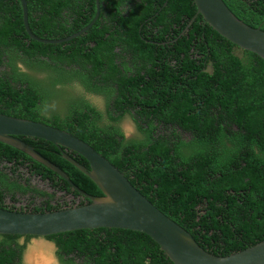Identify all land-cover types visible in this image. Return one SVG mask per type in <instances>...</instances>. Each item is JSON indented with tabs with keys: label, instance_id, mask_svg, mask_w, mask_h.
<instances>
[{
	"label": "trees",
	"instance_id": "1",
	"mask_svg": "<svg viewBox=\"0 0 264 264\" xmlns=\"http://www.w3.org/2000/svg\"><path fill=\"white\" fill-rule=\"evenodd\" d=\"M224 1L238 18L264 29V0ZM27 3L30 28L43 38L69 36L97 14L96 0ZM100 7L84 33L46 43L29 35L21 0H0V112L87 141L212 253L230 254L263 240L264 58L221 35L201 14L190 23L197 12L194 0H100ZM20 64L47 76L39 80ZM75 82L105 95L112 107L106 120L131 114L142 138L127 140L117 124L101 125L103 112L56 87ZM58 97L66 102L64 116H50L46 111ZM20 137L83 191L103 195L56 144ZM67 152L90 168L81 154ZM4 160L0 207L8 208L4 189L29 188L9 174L11 162L29 161L35 172L80 195L56 171L0 141V163ZM21 236L0 234V264H23ZM48 237L65 264H174L151 236L136 230L84 228Z\"/></svg>",
	"mask_w": 264,
	"mask_h": 264
},
{
	"label": "water",
	"instance_id": "2",
	"mask_svg": "<svg viewBox=\"0 0 264 264\" xmlns=\"http://www.w3.org/2000/svg\"><path fill=\"white\" fill-rule=\"evenodd\" d=\"M194 1L197 12L190 23L201 14L221 35L240 48L264 58V29L251 26L238 18L224 0ZM21 2L29 35L46 43H60L81 35L95 23L101 11L100 0H96L97 14L91 23L63 38H43L30 28L27 0ZM20 136L38 137L56 144L67 160L94 180L103 195L96 196L83 191L63 169ZM0 141L15 146L44 163L66 179L80 195L90 200L84 204L43 212L0 207V234L44 237L75 229L124 228L151 236L174 264H264V239L226 255L204 249L187 229L150 201L106 156L69 131L42 121L0 112ZM67 150L85 157L90 168L68 154Z\"/></svg>",
	"mask_w": 264,
	"mask_h": 264
},
{
	"label": "flooded vegetation",
	"instance_id": "3",
	"mask_svg": "<svg viewBox=\"0 0 264 264\" xmlns=\"http://www.w3.org/2000/svg\"><path fill=\"white\" fill-rule=\"evenodd\" d=\"M116 50H119V48H116ZM127 60L132 62V56L128 55ZM117 62L119 64H121V60L120 59H117ZM20 66L22 67V69L24 71H27L25 66H23L22 64H20ZM128 67H131L130 68L131 70L137 69L136 66L133 65L132 63H129ZM122 69L125 70V68L123 66H122ZM130 69H129V72H131ZM46 76H47V74H46ZM61 85L62 84H57L56 87L58 89H61L63 87V85L62 86ZM82 87L86 91L92 92V91H89L84 86H82ZM93 93H95V92H93ZM97 94H100L106 100V97H105L104 94H102V93H97ZM80 97H84V95H77V96L75 95V97H73V98L77 99V98H80ZM84 98L86 100H88L86 97H84ZM92 105L96 109H98L94 104H92ZM111 110H112V107L108 106V103H107V100H106L105 109L104 110H99L100 112H103L105 114L103 116V118L101 117V118L98 119L101 125H107V124H111V123L118 124V121L120 119L117 122L108 121V120L105 119V118L108 117V113ZM46 113L49 114L50 116H55L56 114H58V112H56L55 110H49V109L46 111ZM59 114L61 115V117L64 116L63 113H59ZM183 134H184V136H189L188 139L191 138L189 133L186 132V133H183ZM124 137L128 140V138L126 137L125 134H124ZM20 159H22V158H20ZM5 163H6L5 160L2 161L0 163V167H3ZM12 163H15V162L9 163L10 164V167L8 169L9 174L11 176L19 178L22 181L23 185L26 188L29 186V188H27L26 190H19V189L8 190V189H4V191H3V199H4L5 204L8 206V209L12 208L13 210L31 211V212H33L34 210L48 211L50 209H57L59 207L65 208V207H70V206L84 204V203L87 202L86 199H85L86 197H83V195H76L73 191H68L67 188L62 187L61 184H56L54 179H51L49 177L44 178L41 174L35 172L34 169L32 167H30L29 161H25V163L19 162V163L14 164V165ZM29 176H34V177H37V178L39 177L40 180L46 182V185L48 187L47 189L53 190V191L57 190V191L65 193V194H68L70 199L68 201H63L62 199L61 200L56 199V197L54 196L53 193H50V192L45 191V190H40L39 187L34 186L30 182L31 180L29 179ZM30 187L31 188H36L39 191H44V192H46V195H43V196L40 197L39 196L40 193L37 192V191L31 190ZM37 237H39V236H37ZM44 237L49 238L48 235L44 236ZM20 239H23V241L20 240ZM26 241H27L26 235H22L19 238L20 244H26ZM52 241L54 242L55 247H56V257L58 259V262H60L61 264H65V263H63L61 257L58 254V246H57L56 242L54 240H52ZM22 261H24V255L23 254H22Z\"/></svg>",
	"mask_w": 264,
	"mask_h": 264
},
{
	"label": "rangeland",
	"instance_id": "4",
	"mask_svg": "<svg viewBox=\"0 0 264 264\" xmlns=\"http://www.w3.org/2000/svg\"><path fill=\"white\" fill-rule=\"evenodd\" d=\"M237 53H241L240 49H236ZM209 69H212V66H209ZM26 70L35 78L41 80L46 78V72L41 69L37 68H26ZM62 86V85H61ZM61 90H64L69 97H75V95H84L92 104H94L99 110H104L106 107V100L103 96L97 93L93 92H88L86 91L78 82L68 84L66 86H63ZM66 108V102L63 98L58 97L55 98L53 101L50 102L49 104V110H55L56 112L64 113ZM122 132L126 135L128 140H134V139H141L142 138V133L139 129L137 121L134 119V117L127 113L125 114L117 124ZM29 180L34 186L39 187L40 190H45L50 193H53L56 199L58 200H63V201H68L70 199L68 194H65L60 191H53L47 189V185L45 181H42L39 179V177H34V176H29ZM40 197L43 196L42 194L39 195ZM72 200V199H71ZM23 241V239H20ZM39 249L46 257L48 256V260L46 264H54L53 262V255L56 256V247L54 242L47 237H37V236H32L30 237L25 244V249L23 252L24 258L27 259L28 264H33L29 260V254L32 251V249ZM45 252V253H44ZM58 264H61L58 262Z\"/></svg>",
	"mask_w": 264,
	"mask_h": 264
},
{
	"label": "bare ground",
	"instance_id": "5",
	"mask_svg": "<svg viewBox=\"0 0 264 264\" xmlns=\"http://www.w3.org/2000/svg\"><path fill=\"white\" fill-rule=\"evenodd\" d=\"M29 260L33 262V264H46L48 256L46 257L39 249L34 248L29 254Z\"/></svg>",
	"mask_w": 264,
	"mask_h": 264
},
{
	"label": "clouds",
	"instance_id": "6",
	"mask_svg": "<svg viewBox=\"0 0 264 264\" xmlns=\"http://www.w3.org/2000/svg\"><path fill=\"white\" fill-rule=\"evenodd\" d=\"M125 135H127V134L125 133ZM53 262H54V264H58V259L55 255H53ZM23 264H27L26 258H24Z\"/></svg>",
	"mask_w": 264,
	"mask_h": 264
}]
</instances>
